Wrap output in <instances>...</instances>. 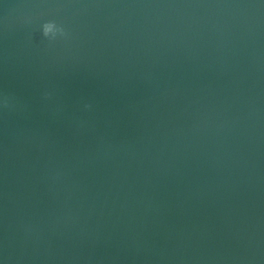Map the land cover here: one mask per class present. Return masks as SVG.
<instances>
[{
	"label": "water",
	"instance_id": "1",
	"mask_svg": "<svg viewBox=\"0 0 264 264\" xmlns=\"http://www.w3.org/2000/svg\"><path fill=\"white\" fill-rule=\"evenodd\" d=\"M0 264H264V0H0Z\"/></svg>",
	"mask_w": 264,
	"mask_h": 264
},
{
	"label": "clouds",
	"instance_id": "2",
	"mask_svg": "<svg viewBox=\"0 0 264 264\" xmlns=\"http://www.w3.org/2000/svg\"><path fill=\"white\" fill-rule=\"evenodd\" d=\"M42 33L45 37L54 38L57 33L64 34V29L53 21H47L42 25Z\"/></svg>",
	"mask_w": 264,
	"mask_h": 264
}]
</instances>
